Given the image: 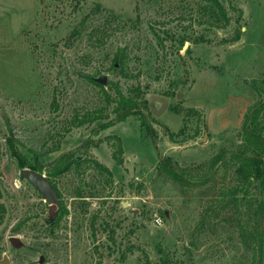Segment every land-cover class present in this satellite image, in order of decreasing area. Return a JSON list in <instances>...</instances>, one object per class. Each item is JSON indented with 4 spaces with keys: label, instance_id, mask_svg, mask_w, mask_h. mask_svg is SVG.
<instances>
[{
    "label": "rangeland",
    "instance_id": "1",
    "mask_svg": "<svg viewBox=\"0 0 264 264\" xmlns=\"http://www.w3.org/2000/svg\"><path fill=\"white\" fill-rule=\"evenodd\" d=\"M221 2L225 27L207 22L205 0H0V264H264L217 211L232 177L206 176L264 98V0ZM121 48L124 72L111 68ZM103 78L111 94L139 85L152 135L135 116L76 124L105 107ZM11 134L47 177L57 157H78L52 177L59 220L21 178Z\"/></svg>",
    "mask_w": 264,
    "mask_h": 264
},
{
    "label": "trees",
    "instance_id": "2",
    "mask_svg": "<svg viewBox=\"0 0 264 264\" xmlns=\"http://www.w3.org/2000/svg\"><path fill=\"white\" fill-rule=\"evenodd\" d=\"M205 1L203 8L205 12H208L207 22L210 21L217 27H225L229 24L228 11L221 0ZM84 22L85 19L82 24ZM79 32L80 29L75 28L71 35L79 34ZM91 35L93 36V34ZM202 40H204L203 37ZM181 41L184 43L185 38L181 39ZM126 60L125 49H119L114 55L111 68L124 72L123 68ZM95 82L102 87L106 103L105 107L78 117L77 125L97 121L98 128L96 131L98 132V130H105L118 122L125 121L130 116H135L148 134L152 135L154 133V127L145 111L148 108V100L142 97L139 85L130 87L127 93L116 85L115 93L111 94L105 89V85L102 82H99L98 79ZM167 94L173 96L174 91L167 92ZM109 106H111V110L108 109ZM107 109L109 112H107ZM187 110L192 113L196 112L193 107ZM104 112H107V114L104 115ZM111 113L114 114L113 117H110ZM103 118L105 119L101 120ZM183 132L184 128L177 133H171V135L174 136ZM240 137L241 140L236 148L228 149L223 147L210 158L206 176L213 178L217 173H222L221 175L224 179L229 178V176L232 177L231 183L223 181L224 185L219 187L218 197L215 201L217 211L230 209V218L236 221L240 230L241 240L246 246L252 247L255 262L260 263L264 258V98L254 103L245 113ZM8 141L10 154L21 169L30 167L42 173L44 166L39 162L31 161L18 148L12 134L8 137ZM114 156L119 162L122 161L115 152ZM72 162L79 163L78 157H72L68 154H62L57 157L48 167V180L53 183L52 177L67 170ZM97 165L99 168H104L110 172L107 167L100 163L97 162ZM160 169L172 176H178L179 178L183 176L178 173L175 167L166 162L160 164ZM53 186L56 188L55 183ZM1 197L2 192L0 190ZM212 209L213 207L210 210ZM63 210L65 212V207ZM63 212L62 210L58 212L57 220L60 219ZM5 214L6 207L0 202V226L5 219ZM205 219L204 217V222L206 221ZM164 261L166 262L167 260L165 259Z\"/></svg>",
    "mask_w": 264,
    "mask_h": 264
},
{
    "label": "water",
    "instance_id": "3",
    "mask_svg": "<svg viewBox=\"0 0 264 264\" xmlns=\"http://www.w3.org/2000/svg\"><path fill=\"white\" fill-rule=\"evenodd\" d=\"M188 46V41L185 42L184 49ZM99 81H103L106 83V79H98ZM21 178H26L29 181H31L35 187H37L43 197L44 200L49 204L50 211L52 214V218H55L58 214L57 209V192L52 183L48 180L47 176L43 173H40L39 171H36L30 167H24L21 169L20 172Z\"/></svg>",
    "mask_w": 264,
    "mask_h": 264
}]
</instances>
